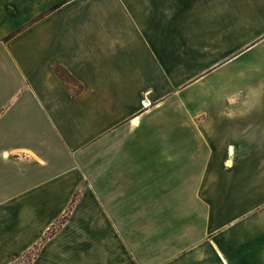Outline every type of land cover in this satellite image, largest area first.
<instances>
[{
    "label": "crops",
    "instance_id": "obj_1",
    "mask_svg": "<svg viewBox=\"0 0 264 264\" xmlns=\"http://www.w3.org/2000/svg\"><path fill=\"white\" fill-rule=\"evenodd\" d=\"M31 1L0 0V264H264V0Z\"/></svg>",
    "mask_w": 264,
    "mask_h": 264
},
{
    "label": "rangeland",
    "instance_id": "obj_2",
    "mask_svg": "<svg viewBox=\"0 0 264 264\" xmlns=\"http://www.w3.org/2000/svg\"><path fill=\"white\" fill-rule=\"evenodd\" d=\"M47 2V0H32L29 4H27L26 5V7H25V11H28V9H33V8H38V7H41V6H43L44 5V3H46ZM47 4V3H46ZM63 14H66V12H57L56 13V16H60V15H63ZM5 22V23H4ZM4 23V24H3ZM18 24V22H17V20L15 19V20H9V19H7V16L5 15V14H3V13H0V31L2 30V29H6L7 27H8V29H11V28H13V29H11V30H9L8 32H7V35L5 36V38L4 39H8V40H12V43L10 44V45H15V46H18V45H20V43H21V40L24 38L22 35H20V33H18L19 32V30L22 28H19V26L17 25ZM18 33V34H17ZM27 35H25V37H26ZM253 59H254V61H255V63H258V65H260V63H261V52L259 51V50H257V52H256V50L254 51V53H253ZM241 63V60H239V64ZM243 66V65H242ZM242 66H240L239 65V67L240 68H243ZM246 73H248L249 74V76H251L250 74L252 73V74H254V76L256 75V74H261V71H254V72H251V70H249L248 72H247V70H246V66L244 67V69L242 70V71H239L238 72V74H239V78H238V90H240L241 92L243 91V94L245 93L244 92V88H242L241 86V83H240V80L241 79H245L244 78V76L246 75ZM215 86H216V84H214V83H210V85L207 87V89H206V93L207 94H209V95H211L212 97L216 94V91H215ZM239 91V92H240ZM189 95H190V97L195 101V103H192L193 104V106L194 105H198L196 102V98H197V96H198V94H199V91H198V89H197V87L196 86H194V87H192L191 89H190V91H189ZM206 94V95H207ZM200 95H203V92H200ZM175 104V103H174ZM173 104V105H174ZM205 105V109L206 110H208V111H214V110H220V109H222L223 107H221L219 104H215L214 102H207L206 104H204ZM217 107V108H216Z\"/></svg>",
    "mask_w": 264,
    "mask_h": 264
},
{
    "label": "trees",
    "instance_id": "obj_3",
    "mask_svg": "<svg viewBox=\"0 0 264 264\" xmlns=\"http://www.w3.org/2000/svg\"><path fill=\"white\" fill-rule=\"evenodd\" d=\"M54 71L59 75L61 76L63 79L66 80V76H65V71L58 65H55L54 66Z\"/></svg>",
    "mask_w": 264,
    "mask_h": 264
}]
</instances>
